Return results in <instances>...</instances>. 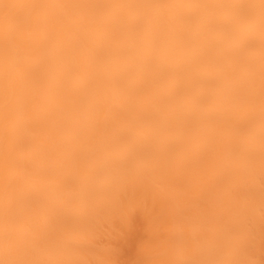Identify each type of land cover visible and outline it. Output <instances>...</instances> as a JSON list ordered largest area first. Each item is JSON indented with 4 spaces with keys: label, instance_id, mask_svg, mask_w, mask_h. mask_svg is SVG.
Masks as SVG:
<instances>
[{
    "label": "clouds",
    "instance_id": "obj_1",
    "mask_svg": "<svg viewBox=\"0 0 264 264\" xmlns=\"http://www.w3.org/2000/svg\"><path fill=\"white\" fill-rule=\"evenodd\" d=\"M26 7L46 15L224 24L227 49L242 53L241 69L207 45L208 63L189 65L174 94L162 101L169 130L195 121L203 129L201 147L164 157V179L155 173L132 177L140 180L148 223L137 264H264L258 248L264 242V0H30ZM22 43L0 27V264H108L99 252L69 249L64 242L88 221L86 197L66 195L61 179L37 187L26 175L15 106L23 83L13 80ZM147 116V110L115 109L93 126L98 145H127L131 135L145 131Z\"/></svg>",
    "mask_w": 264,
    "mask_h": 264
},
{
    "label": "bare ground",
    "instance_id": "obj_2",
    "mask_svg": "<svg viewBox=\"0 0 264 264\" xmlns=\"http://www.w3.org/2000/svg\"><path fill=\"white\" fill-rule=\"evenodd\" d=\"M29 2L0 0V27L24 41L15 53L13 80L23 83L15 106L26 175L37 187L61 179L66 195L86 197L89 218L64 238L69 249L99 252L108 264H137L148 223L140 180L132 177L155 173L164 179L162 159L195 151L203 136L195 121L170 131L162 101L174 94L189 65L208 63L207 45H216L237 71L242 53L227 49L219 21L46 15L27 8ZM197 42L205 47H194ZM115 109L147 110L145 131L123 147L100 146L93 126ZM258 248L264 254V242Z\"/></svg>",
    "mask_w": 264,
    "mask_h": 264
}]
</instances>
